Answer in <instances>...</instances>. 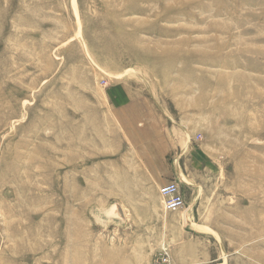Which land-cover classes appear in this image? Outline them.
<instances>
[{
    "label": "rangeland",
    "instance_id": "rangeland-1",
    "mask_svg": "<svg viewBox=\"0 0 264 264\" xmlns=\"http://www.w3.org/2000/svg\"><path fill=\"white\" fill-rule=\"evenodd\" d=\"M164 251L264 264V0H0V264Z\"/></svg>",
    "mask_w": 264,
    "mask_h": 264
},
{
    "label": "built area",
    "instance_id": "built-area-1",
    "mask_svg": "<svg viewBox=\"0 0 264 264\" xmlns=\"http://www.w3.org/2000/svg\"><path fill=\"white\" fill-rule=\"evenodd\" d=\"M159 193L162 197L163 208L165 211L174 212L183 207V197L176 182L163 184ZM156 264H171L168 252H162L156 260Z\"/></svg>",
    "mask_w": 264,
    "mask_h": 264
},
{
    "label": "bare ground",
    "instance_id": "bare-ground-1",
    "mask_svg": "<svg viewBox=\"0 0 264 264\" xmlns=\"http://www.w3.org/2000/svg\"><path fill=\"white\" fill-rule=\"evenodd\" d=\"M183 178L186 180V178H185L184 176H183ZM183 217H184V220L187 221V222L190 221V219H191V218L189 219L187 213H185V214L183 215ZM191 224H192V223H191ZM195 224H196V223H195ZM195 228H196V227H195ZM200 230H201V229H200ZM162 247H163V246H162Z\"/></svg>",
    "mask_w": 264,
    "mask_h": 264
},
{
    "label": "crops",
    "instance_id": "crops-1",
    "mask_svg": "<svg viewBox=\"0 0 264 264\" xmlns=\"http://www.w3.org/2000/svg\"><path fill=\"white\" fill-rule=\"evenodd\" d=\"M114 89H116V88H113V91H114ZM126 93H127V92H126ZM126 93H125V91H124V95H125ZM126 96L130 97L128 93L126 94Z\"/></svg>",
    "mask_w": 264,
    "mask_h": 264
}]
</instances>
